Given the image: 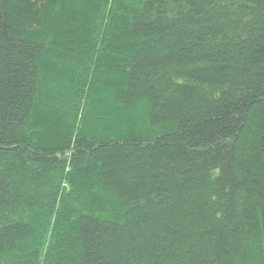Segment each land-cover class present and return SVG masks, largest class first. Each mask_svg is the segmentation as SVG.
<instances>
[{
	"label": "trees",
	"instance_id": "obj_1",
	"mask_svg": "<svg viewBox=\"0 0 264 264\" xmlns=\"http://www.w3.org/2000/svg\"><path fill=\"white\" fill-rule=\"evenodd\" d=\"M0 264H264V0H0Z\"/></svg>",
	"mask_w": 264,
	"mask_h": 264
}]
</instances>
